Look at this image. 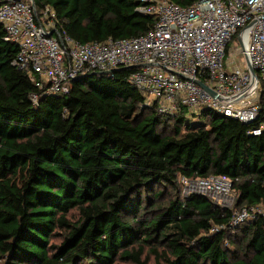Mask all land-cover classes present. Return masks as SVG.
I'll list each match as a JSON object with an SVG mask.
<instances>
[{
	"label": "trees",
	"instance_id": "16d2710c",
	"mask_svg": "<svg viewBox=\"0 0 264 264\" xmlns=\"http://www.w3.org/2000/svg\"><path fill=\"white\" fill-rule=\"evenodd\" d=\"M36 2L81 43L136 37L156 22L135 0ZM18 50L0 24L2 264H264V216L231 223L235 210L264 203L257 122L210 109L161 116L130 69L44 94L14 64ZM192 115L206 125L185 126ZM212 175L232 182V207L184 193L182 177Z\"/></svg>",
	"mask_w": 264,
	"mask_h": 264
},
{
	"label": "built area",
	"instance_id": "2783aa9c",
	"mask_svg": "<svg viewBox=\"0 0 264 264\" xmlns=\"http://www.w3.org/2000/svg\"><path fill=\"white\" fill-rule=\"evenodd\" d=\"M135 1L137 11L154 15L156 22L131 38L78 42L61 30L53 8H40L36 0H0V24L6 39L18 45L14 64L44 94L67 93L71 81L90 72L130 69L144 106L161 116L210 109L257 122L249 132L263 133L264 0H197L187 7L170 0ZM32 99L37 102L38 95ZM181 181L186 193L233 206L232 182L226 177ZM262 216L264 203L245 206L233 212L231 223Z\"/></svg>",
	"mask_w": 264,
	"mask_h": 264
},
{
	"label": "rangeland",
	"instance_id": "374dc122",
	"mask_svg": "<svg viewBox=\"0 0 264 264\" xmlns=\"http://www.w3.org/2000/svg\"><path fill=\"white\" fill-rule=\"evenodd\" d=\"M206 123H205V119L204 118H201L199 117V115H192V116H189L187 119H186V122H185V126H191L193 128H200L202 126H205ZM183 190H184V193H186L185 189H184V186H183ZM188 190V189H187ZM190 190H188L187 192H189ZM0 263L2 264V260L0 259ZM124 264V263H122ZM125 264H129V263H125Z\"/></svg>",
	"mask_w": 264,
	"mask_h": 264
},
{
	"label": "water",
	"instance_id": "95a60500",
	"mask_svg": "<svg viewBox=\"0 0 264 264\" xmlns=\"http://www.w3.org/2000/svg\"><path fill=\"white\" fill-rule=\"evenodd\" d=\"M252 71H254V70H252ZM201 85H203V84H201ZM203 87L206 88L210 93L214 94V92L210 88L206 87L205 85H203Z\"/></svg>",
	"mask_w": 264,
	"mask_h": 264
}]
</instances>
